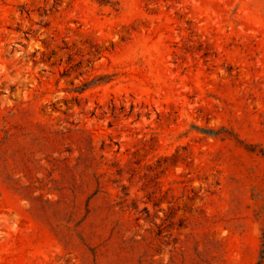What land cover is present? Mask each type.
Returning <instances> with one entry per match:
<instances>
[{
  "label": "rangeland",
  "instance_id": "1",
  "mask_svg": "<svg viewBox=\"0 0 264 264\" xmlns=\"http://www.w3.org/2000/svg\"><path fill=\"white\" fill-rule=\"evenodd\" d=\"M0 264H264V0H0Z\"/></svg>",
  "mask_w": 264,
  "mask_h": 264
}]
</instances>
